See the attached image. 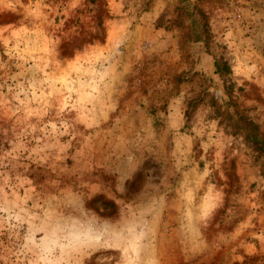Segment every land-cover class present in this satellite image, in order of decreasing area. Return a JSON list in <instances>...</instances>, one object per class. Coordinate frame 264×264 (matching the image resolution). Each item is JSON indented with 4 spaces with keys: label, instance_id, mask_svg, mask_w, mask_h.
I'll list each match as a JSON object with an SVG mask.
<instances>
[{
    "label": "rangeland",
    "instance_id": "rangeland-1",
    "mask_svg": "<svg viewBox=\"0 0 264 264\" xmlns=\"http://www.w3.org/2000/svg\"><path fill=\"white\" fill-rule=\"evenodd\" d=\"M0 264H264V0H0Z\"/></svg>",
    "mask_w": 264,
    "mask_h": 264
},
{
    "label": "trees",
    "instance_id": "trees-1",
    "mask_svg": "<svg viewBox=\"0 0 264 264\" xmlns=\"http://www.w3.org/2000/svg\"><path fill=\"white\" fill-rule=\"evenodd\" d=\"M187 18L189 19V30L186 33V40H190L192 42H198L203 39V28L205 26V22L202 21L204 19V15L198 9L194 8L193 14H187ZM220 68L217 62H215V71L217 72ZM246 138L251 142L257 140L254 136H247Z\"/></svg>",
    "mask_w": 264,
    "mask_h": 264
}]
</instances>
